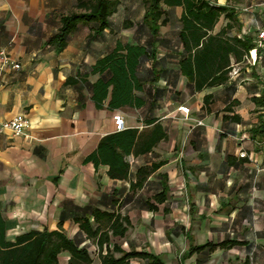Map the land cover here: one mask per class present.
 <instances>
[{"label":"crops","instance_id":"0c3cea01","mask_svg":"<svg viewBox=\"0 0 264 264\" xmlns=\"http://www.w3.org/2000/svg\"><path fill=\"white\" fill-rule=\"evenodd\" d=\"M140 2L120 5L102 37L92 25H79L59 51L51 40L78 0H0V51L21 65L4 72L0 119L23 114L29 120L26 136L11 130L0 136L7 240L62 225L69 239L89 250L93 264H102L107 245L100 249L77 223L95 225L100 211L131 222L124 237L111 238V250L151 253L164 264L180 253V264H264V55L257 43L264 0H212L211 7L221 9L213 28L192 23L206 32L198 47L180 38L184 6H164L169 22L153 38ZM118 42L144 46L155 59L141 60V89L129 103L110 107V87L98 106L93 86L101 75L93 69ZM117 114L124 131H136L124 159L130 169L120 179L109 175L101 157L97 164L88 160L106 136L118 133ZM153 167L143 187L134 188L138 170ZM165 182L166 200L158 203ZM224 242L234 245L183 259L193 246ZM62 256L67 264L70 255Z\"/></svg>","mask_w":264,"mask_h":264},{"label":"trees","instance_id":"16d2710c","mask_svg":"<svg viewBox=\"0 0 264 264\" xmlns=\"http://www.w3.org/2000/svg\"><path fill=\"white\" fill-rule=\"evenodd\" d=\"M212 0H143L146 11L143 16V24L149 29L151 36L156 38L160 28L168 24L169 19L164 6L177 7L184 6L185 12L181 18L183 29L180 38L185 46L192 40L195 47L200 45V39L206 35L201 33L193 22H199L210 30L218 20L221 9L211 7ZM121 0H78L77 11L62 18V25L58 34L51 40L59 51L66 48L69 37L76 31L79 25H92L95 37H102L104 32L111 27V19L118 12ZM127 26L129 25L126 24ZM152 57L149 49L144 46H134L118 42L106 56L100 58L93 71L101 75L100 80L93 86L94 99L98 106L109 95L112 87L110 107L120 108L129 103V99L134 89H141L138 82L137 73L141 65V60ZM184 72L191 64L189 59L181 62ZM223 78H218L211 82L215 85ZM68 83H75L74 79H69ZM136 138V131L126 130L106 136L100 143L97 154L92 155L88 160L99 162V157L110 165L109 175L114 179L126 177L130 165L125 162V156L131 151V147ZM160 136L158 139H161ZM156 139L154 143L158 141ZM156 170L153 168H141L138 170V181L134 188H142L147 178ZM168 186L166 182L163 191L155 196V201L163 203L166 200ZM149 209L157 210V206L148 203ZM93 225L89 219L79 220L77 223L89 239L97 241L100 249L107 245V253L100 254L102 264H132V260L140 259L142 264H164L159 256L147 252L136 250L125 252L115 245L111 250L109 245L112 237H124L131 226L127 217L95 211ZM106 223L108 226L103 227ZM6 221L0 214V264H61L60 257L63 253H68L70 258L67 264H93L90 252L87 248H80L73 239H69L60 225V230L43 232L31 231L16 238L15 241H8L6 237ZM112 233V234H110ZM232 243L213 244L208 243L200 246H193L183 255V259L193 256L196 253H212L217 248L231 247ZM115 253H120V257H115Z\"/></svg>","mask_w":264,"mask_h":264},{"label":"built area","instance_id":"2783aa9c","mask_svg":"<svg viewBox=\"0 0 264 264\" xmlns=\"http://www.w3.org/2000/svg\"><path fill=\"white\" fill-rule=\"evenodd\" d=\"M258 48L260 52L264 55V27L260 30L258 34ZM11 68L13 70H20L21 65L16 62L6 51H0V88L4 84V72ZM1 106V102H0ZM179 110L189 116L190 109L188 107H181ZM116 131L121 132L126 129L125 120L122 114H117L113 117ZM29 128V120L25 115L19 114L8 121H2L0 119V136L5 130H11L16 136H26Z\"/></svg>","mask_w":264,"mask_h":264},{"label":"rangeland","instance_id":"374dc122","mask_svg":"<svg viewBox=\"0 0 264 264\" xmlns=\"http://www.w3.org/2000/svg\"><path fill=\"white\" fill-rule=\"evenodd\" d=\"M122 1V4L124 5V4H128V5H140L141 4V2H140V0H121ZM125 16V15H127V13H122L121 14V16ZM181 256H182V254L180 253V254H178L177 255V257H176V260H175V262L173 261V262H170L171 264H180V258H181ZM60 260H61V263L62 264H65V262H66V257L65 256H61L60 257Z\"/></svg>","mask_w":264,"mask_h":264}]
</instances>
